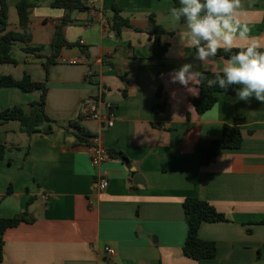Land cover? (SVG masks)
Returning a JSON list of instances; mask_svg holds the SVG:
<instances>
[{"label":"crops","instance_id":"0c3cea01","mask_svg":"<svg viewBox=\"0 0 264 264\" xmlns=\"http://www.w3.org/2000/svg\"><path fill=\"white\" fill-rule=\"evenodd\" d=\"M18 1L7 0L8 26L14 31H20ZM30 2L29 45L42 47V57L16 45L18 64L0 62V75L47 79L45 109L57 124L48 135L28 136L20 122L0 119L5 147L0 219L27 214L32 220L6 230L0 264H264V103L220 94L217 104L200 115L190 103L199 95L198 85L188 92L169 82V73L184 63L222 73L227 59L195 60V49L185 39L186 22L170 14L173 0H81L85 9L73 11L53 8L54 0ZM115 10L131 25L120 34L110 24ZM67 14L73 24L65 27L66 40L79 46L63 49L47 75L43 64L58 21ZM152 17L164 30L163 60L154 58ZM237 18L264 46V0H242ZM39 96L0 88V113L28 106ZM90 98L103 101L104 115L111 107V128L80 118ZM163 102L165 110L154 112L153 106ZM238 119L242 146L201 166L199 150ZM70 121L90 136L79 141ZM94 139L106 150L121 151L129 165L110 159L92 167L88 147ZM103 176L109 186L100 191ZM187 198L206 201L226 217V222L203 224L198 233L216 243L213 259L184 255Z\"/></svg>","mask_w":264,"mask_h":264},{"label":"trees","instance_id":"16d2710c","mask_svg":"<svg viewBox=\"0 0 264 264\" xmlns=\"http://www.w3.org/2000/svg\"><path fill=\"white\" fill-rule=\"evenodd\" d=\"M174 6L179 7V0H173ZM53 8H62L68 11L82 10L85 6L81 0H54L51 4ZM33 5L30 0H19L16 9L19 18L20 31L10 30L8 26L9 7L7 0H0V62L2 64L17 65L18 62L12 57L11 51L14 46H22V51L26 54H33L41 58L42 47H31L29 45L32 35L29 26L30 11ZM181 21L185 20L181 18ZM73 24L71 16L67 14L58 21L53 41L51 43V55L46 58L44 68L46 74H49L50 67L57 63L63 49H71L79 46L78 43H69L65 37V27ZM112 30L120 34L123 28L131 27L128 19L122 17L118 10L110 21ZM150 35L154 36L153 51L156 60H163L167 50V45L161 43V35L164 30L155 24L153 17L149 29ZM239 49L233 48L232 52ZM261 50H264L262 48ZM232 53L220 50L216 57L228 59ZM209 79L214 78L218 72L201 71ZM221 73V72H220ZM222 74V73H221ZM239 86H230L228 89H221L218 86L209 88L207 81L198 85L199 95L191 98L190 103L198 114H204L212 109L218 102L220 94L235 95ZM0 88H17L26 94L40 93L39 100L32 102L28 106H14L0 113V119L3 121H18L21 124L22 132L28 136L35 134H50L53 125L57 121L52 120L46 113V95L48 92L47 79L45 82H36L29 74H25L22 79L18 80L10 75H0ZM157 95H160L158 90ZM98 99V98H94ZM166 108V102L155 104L153 111L156 113L163 112ZM80 118L84 119L81 114ZM242 120H235L232 125H224L221 137L212 140L210 145L199 150V163L201 166L211 164L223 151L238 150L243 143V133L239 125ZM75 127L78 133L75 135L79 141H84L86 136H90L75 121L68 123ZM84 136V137H83ZM90 146V145H89ZM5 147L0 145V161L3 159ZM110 159H120L129 165L128 158L118 150H107ZM9 192V191H8ZM183 209L188 226L187 238L183 247L184 255L194 260H208L216 257V243L204 241L199 238L200 227L205 223L226 222L225 215L219 213L210 203L198 198H187L183 202ZM32 221L27 214H22L10 219H0V263L3 261L4 234L8 228L16 227L23 222Z\"/></svg>","mask_w":264,"mask_h":264},{"label":"clouds","instance_id":"9594fccd","mask_svg":"<svg viewBox=\"0 0 264 264\" xmlns=\"http://www.w3.org/2000/svg\"><path fill=\"white\" fill-rule=\"evenodd\" d=\"M241 8L242 0H179V7L170 9L177 21L183 18L186 22L185 39L187 47L195 49V60L204 64L221 49L232 53L222 74L218 72L214 78L194 70L192 63H184L169 73L170 83H179L188 92L205 80L209 88L218 86L226 90L239 86V100L254 97L264 103V46L250 37L247 24L237 18ZM238 39L245 43L236 44ZM234 47L239 50L232 52Z\"/></svg>","mask_w":264,"mask_h":264},{"label":"built area","instance_id":"2783aa9c","mask_svg":"<svg viewBox=\"0 0 264 264\" xmlns=\"http://www.w3.org/2000/svg\"><path fill=\"white\" fill-rule=\"evenodd\" d=\"M103 104V101L100 99L90 98L82 104L80 114L84 119L100 121L104 123L105 127L111 128L114 124L115 116L113 112L110 111V106L106 107V110H108L107 113L105 115L102 114L100 108ZM88 153L90 155L91 165L94 168L110 160L107 150L99 144L98 139H94L93 144L88 147ZM108 186L109 182L107 178L105 176L101 177L98 183L99 190L103 191L107 189ZM106 251L109 255H114L115 253L111 248H106Z\"/></svg>","mask_w":264,"mask_h":264},{"label":"rangeland","instance_id":"374dc122","mask_svg":"<svg viewBox=\"0 0 264 264\" xmlns=\"http://www.w3.org/2000/svg\"><path fill=\"white\" fill-rule=\"evenodd\" d=\"M18 49H19L18 46H15V47H14V49H13L14 52L12 51V56H13V58H14V57L17 58V56H18V55H17ZM18 54H19V53H18Z\"/></svg>","mask_w":264,"mask_h":264},{"label":"water","instance_id":"95a60500","mask_svg":"<svg viewBox=\"0 0 264 264\" xmlns=\"http://www.w3.org/2000/svg\"><path fill=\"white\" fill-rule=\"evenodd\" d=\"M134 175H135V173H134ZM139 231H141V229H139ZM153 240H155V241H156V239H153Z\"/></svg>","mask_w":264,"mask_h":264}]
</instances>
